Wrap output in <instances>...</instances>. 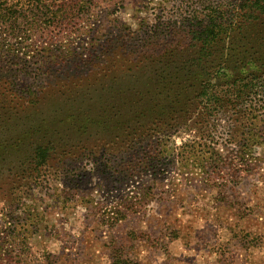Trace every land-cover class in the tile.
Returning <instances> with one entry per match:
<instances>
[{
	"label": "rangeland",
	"instance_id": "374dc122",
	"mask_svg": "<svg viewBox=\"0 0 264 264\" xmlns=\"http://www.w3.org/2000/svg\"><path fill=\"white\" fill-rule=\"evenodd\" d=\"M62 1L72 8L63 19L0 20V42L12 53L18 43L28 44L26 52L40 45L18 52L26 59L19 67L13 54H0V73L21 68V82L45 85L36 101L0 105V264H264V140L239 145L240 134L231 135L222 115L211 148L206 131L196 128L206 126L201 111L190 129L179 124L163 138L156 124L142 125L146 117L104 129L101 119L115 124L118 115L141 112L161 63L123 52L115 55L121 68L99 55L100 47L92 60L88 51L67 53L68 45L154 23L170 6L86 0L82 12V0ZM224 51L232 55L227 45ZM172 59L181 65L179 56ZM247 67L239 63L237 70ZM37 69L45 71L39 80ZM37 145L53 153L29 176ZM160 156L166 160L145 163Z\"/></svg>",
	"mask_w": 264,
	"mask_h": 264
},
{
	"label": "trees",
	"instance_id": "16d2710c",
	"mask_svg": "<svg viewBox=\"0 0 264 264\" xmlns=\"http://www.w3.org/2000/svg\"><path fill=\"white\" fill-rule=\"evenodd\" d=\"M86 2L82 0L79 3L81 5L78 9L83 10L82 12L88 7ZM164 2L170 8L161 7L159 15L152 18L156 19L154 23L143 21L133 31L129 27L120 28L121 30L128 28L127 35L111 38L92 37L86 46H83L82 42H78L76 47L68 45L66 50L70 56L82 55L88 51V55L90 54L88 60L98 56L93 53L100 47L101 51L98 54H109L107 60L115 62L116 66L121 68L123 67L118 63L119 59H116L120 56L115 55L123 52L145 56L151 63L155 60L161 63L159 73L162 76L156 73V79L149 87L144 83V86L148 87L146 97L149 100L144 101L141 98L143 104L141 112L136 111L134 114L137 115L129 114L131 112L118 115L119 119L117 118L115 124L107 123L103 119L99 120L98 124L104 129L113 130L118 129L120 124L127 123L130 117L129 122L134 116L136 120L146 117L147 120L142 121V125L149 129L150 124H156L155 128L163 138L168 133L177 132L181 128L179 124H182L185 130L190 129L194 125V121L191 123L190 119L195 112L201 111L206 112L203 121L206 122V126L196 128L202 133L206 131V145L211 148L214 145L212 135L216 130L215 120L222 115L227 121L224 127L230 130L231 135L240 134L239 145L246 146L249 141L252 144L264 140V51H260L264 50V0H164ZM70 10L72 8L62 0H0V20L4 23L7 22L6 19L41 17L63 19L65 13ZM15 30L12 29L13 33ZM122 36L127 38L124 39ZM226 45L232 55H223ZM27 47L28 44L18 43L14 48L17 52L12 53L14 52L12 46L0 42V54H13L11 63L19 67V60H26L18 55L19 51L26 54L40 49V45H35L26 52L24 49ZM248 49L252 53H247ZM154 55L156 57H153ZM173 56H179L177 61L181 65L173 66ZM239 63L248 67L237 70ZM19 70L21 68L10 67L5 70V74L0 73V105L13 104L23 99L36 101L40 90L45 86L42 85L44 84L42 81L38 88L32 89L31 85L19 80ZM37 70L39 72L35 76L39 80L45 71ZM30 73L24 72V75ZM152 87L158 88L153 94ZM192 88L194 90L190 91ZM157 96L161 98L158 103ZM136 134V131L129 133L130 136ZM142 135L145 137L148 134ZM209 135L210 137H207ZM142 137L136 136L138 139ZM143 139L148 143L151 136L141 140ZM51 149V146L35 147L33 167L29 171V176L33 173L39 174L41 167L48 162L53 153ZM107 160L112 161L111 158ZM165 160L166 157L162 156L157 160L148 157L145 163L155 165V162L158 164ZM207 161L209 165L215 164L213 155H210ZM238 163L244 171L248 170L249 167L243 165V160ZM159 166L164 168L163 165Z\"/></svg>",
	"mask_w": 264,
	"mask_h": 264
}]
</instances>
